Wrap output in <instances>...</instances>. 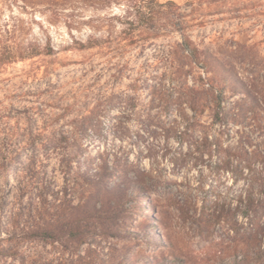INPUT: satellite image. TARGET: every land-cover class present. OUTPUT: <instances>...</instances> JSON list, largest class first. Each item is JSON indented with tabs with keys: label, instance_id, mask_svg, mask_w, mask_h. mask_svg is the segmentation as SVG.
Returning <instances> with one entry per match:
<instances>
[{
	"label": "rangeland",
	"instance_id": "rangeland-1",
	"mask_svg": "<svg viewBox=\"0 0 264 264\" xmlns=\"http://www.w3.org/2000/svg\"><path fill=\"white\" fill-rule=\"evenodd\" d=\"M174 1L181 12H191L187 0ZM127 4L98 10L77 0H0V162L14 143L25 146L22 159L43 165L53 186L47 206L62 202L57 210L45 208L47 221L53 214L74 221L78 211L72 205L94 190L88 182L99 183L94 173H86L88 165L78 168L77 151L93 170L103 162L114 169L110 186L140 181L148 196L130 184L134 200L125 210L91 213L86 221L90 243L78 250L65 243L56 248L25 243L20 250L55 264H127V257L137 253L133 261L138 264L148 256L219 264L212 250L227 241L218 245L219 234L202 240L191 222L181 219L178 207L191 191L199 196L212 188L226 191L239 171L247 175L244 166H258L264 152V0L204 4L186 20L192 40L214 53L241 86L230 100L228 122L213 123L206 113L200 118L206 128L183 146L175 131L167 132L175 113L166 117L154 108L155 119L148 120L152 95L146 87L156 81L154 75H167L166 83L171 52L181 36L170 33L125 46V25L113 18L126 17ZM91 38L101 40V47L74 48L76 41ZM48 46L53 55L20 58ZM7 58L16 59L7 63ZM226 92L231 95L230 89ZM206 136L221 144L220 154L202 153ZM10 184L15 185L13 178ZM242 188L243 182L230 192ZM24 200L30 201L28 196Z\"/></svg>",
	"mask_w": 264,
	"mask_h": 264
},
{
	"label": "trees",
	"instance_id": "trees-1",
	"mask_svg": "<svg viewBox=\"0 0 264 264\" xmlns=\"http://www.w3.org/2000/svg\"><path fill=\"white\" fill-rule=\"evenodd\" d=\"M77 1L98 10L113 3H128V15L123 19L113 18L125 25L121 32L125 46L137 44L149 37L180 34L181 41L171 52L172 68L169 70L166 83L164 81L167 75H154L156 81L146 85L152 95L148 120L155 119L152 116L154 108H158L166 117L175 113L173 128L167 129V132L175 131L180 146L189 143L199 129L206 128L200 121L206 113H209L213 123L228 122L232 112L230 100L238 93L241 82L225 70L214 53L201 48L186 31V20L192 13L200 11L204 4L215 5L225 0H187V5L191 7L190 13L181 12V6L174 0ZM101 43V40L91 38L87 42L76 41L74 48L79 51L94 49L101 47ZM54 51L50 46L44 50L36 47L20 58H34L43 53L53 55ZM15 59L7 58L6 61L13 62ZM227 89H230V96L227 95ZM158 114L160 116V113ZM161 125L159 121L157 127L161 128ZM204 139L207 142L202 145V153L213 156L222 152L223 148L219 142H209L208 136ZM187 146L190 148L192 144ZM24 147L23 144L12 143L8 150H5L7 157L0 162L3 176V185L0 186V264H55L54 261L37 260L40 257L38 255L35 258L22 252L20 245L40 243L56 248L58 244L65 243L78 250L90 243L91 233L86 229V221L91 213L102 215L109 210L115 212L125 210L128 201L134 200V196L130 194L133 186L141 195L143 194V197H148L147 190L140 181L130 183L134 184L133 186H129L130 184L110 186L108 182L114 177V169L107 162H103V165H98L97 169L93 170L90 168L91 162L87 158L79 157L81 152L77 151L75 155L78 159V168L82 170L83 165H88L86 173L88 175L90 172L94 173L99 183L95 180L97 185L94 186L88 182L94 190L78 205H72L78 211L74 221L64 222L54 214L51 220L47 221L44 214L50 197L48 190L53 186L44 177L46 173H43V165L39 161L28 157L22 159ZM71 162L66 161L68 167L71 166ZM244 168L248 170L247 175L243 176V171H239L233 185L226 191L219 192L212 188L205 190L203 196L191 191L178 207L181 219L190 221L194 232L202 240L211 239L219 234L218 245L223 247L227 241L225 247L212 250L213 257L219 264H264V152L259 154L258 166L247 165ZM10 178H13L15 185L11 186ZM241 182L243 188L233 195L230 189L233 190V186ZM26 196L30 201L24 200ZM71 202L66 201L67 204ZM61 204L62 202L53 204L48 208L57 210ZM133 235L132 232L127 233L128 238H132ZM152 238L157 237L153 235ZM136 255L128 256L125 263L138 264L133 261ZM155 261H159L160 264H190L188 260L180 257L164 260L156 259L154 256H148V260L143 263L154 264Z\"/></svg>",
	"mask_w": 264,
	"mask_h": 264
}]
</instances>
